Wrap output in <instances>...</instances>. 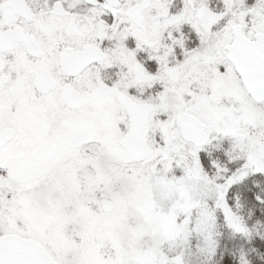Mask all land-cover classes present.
<instances>
[{"label": "snow or ice", "instance_id": "snow-or-ice-1", "mask_svg": "<svg viewBox=\"0 0 264 264\" xmlns=\"http://www.w3.org/2000/svg\"><path fill=\"white\" fill-rule=\"evenodd\" d=\"M0 264H264V0H0Z\"/></svg>", "mask_w": 264, "mask_h": 264}]
</instances>
